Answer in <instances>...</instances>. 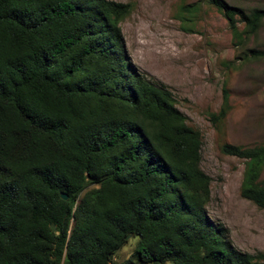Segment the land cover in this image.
Listing matches in <instances>:
<instances>
[{"label": "trees", "instance_id": "16d2710c", "mask_svg": "<svg viewBox=\"0 0 264 264\" xmlns=\"http://www.w3.org/2000/svg\"><path fill=\"white\" fill-rule=\"evenodd\" d=\"M207 3L237 47L264 26L262 10ZM130 11L110 0H0V264H118L128 237L139 240L121 264H263L208 216L202 134L166 87L126 62ZM222 151L246 161L241 195L264 209V144Z\"/></svg>", "mask_w": 264, "mask_h": 264}, {"label": "rangeland", "instance_id": "374dc122", "mask_svg": "<svg viewBox=\"0 0 264 264\" xmlns=\"http://www.w3.org/2000/svg\"><path fill=\"white\" fill-rule=\"evenodd\" d=\"M110 1L131 7L120 24L126 62L166 87L188 125L202 134L201 168L211 179L209 218L229 233L237 251L264 255V209L241 195L246 161L222 151L225 144H264V58L251 53L264 52V26L237 47L227 20L207 0ZM223 1L246 13L264 11V0ZM223 108L226 118L214 124L211 116ZM138 240L129 239L115 262L128 260Z\"/></svg>", "mask_w": 264, "mask_h": 264}, {"label": "water", "instance_id": "95a60500", "mask_svg": "<svg viewBox=\"0 0 264 264\" xmlns=\"http://www.w3.org/2000/svg\"><path fill=\"white\" fill-rule=\"evenodd\" d=\"M61 197H62V199L65 200V201H67V200L69 199L68 196H67L66 194H62ZM129 239H130V237L127 238V240H129ZM111 257H112V256H111Z\"/></svg>", "mask_w": 264, "mask_h": 264}]
</instances>
